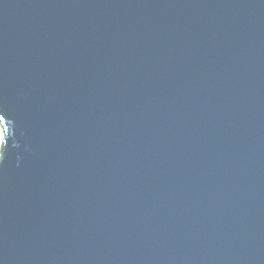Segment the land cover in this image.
<instances>
[{"label":"water","instance_id":"water-1","mask_svg":"<svg viewBox=\"0 0 264 264\" xmlns=\"http://www.w3.org/2000/svg\"><path fill=\"white\" fill-rule=\"evenodd\" d=\"M0 264H264V0H0Z\"/></svg>","mask_w":264,"mask_h":264},{"label":"rangeland","instance_id":"rangeland-1","mask_svg":"<svg viewBox=\"0 0 264 264\" xmlns=\"http://www.w3.org/2000/svg\"><path fill=\"white\" fill-rule=\"evenodd\" d=\"M0 128H1V126H0ZM1 130H2V128H1ZM0 135H2V134H0ZM1 142H2V136H0V146H1Z\"/></svg>","mask_w":264,"mask_h":264},{"label":"bare ground","instance_id":"bare-ground-1","mask_svg":"<svg viewBox=\"0 0 264 264\" xmlns=\"http://www.w3.org/2000/svg\"><path fill=\"white\" fill-rule=\"evenodd\" d=\"M0 134H2V130H1V128H0ZM0 136H2V135H0Z\"/></svg>","mask_w":264,"mask_h":264}]
</instances>
